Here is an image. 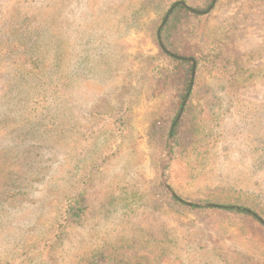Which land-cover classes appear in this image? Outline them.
Returning <instances> with one entry per match:
<instances>
[{
  "label": "rangeland",
  "instance_id": "rangeland-1",
  "mask_svg": "<svg viewBox=\"0 0 264 264\" xmlns=\"http://www.w3.org/2000/svg\"><path fill=\"white\" fill-rule=\"evenodd\" d=\"M207 12L241 71L207 74L215 114L175 155L153 83L163 5L0 0V264H264L250 222L170 196L264 215V0ZM81 189L85 214L58 234Z\"/></svg>",
  "mask_w": 264,
  "mask_h": 264
},
{
  "label": "trees",
  "instance_id": "trees-1",
  "mask_svg": "<svg viewBox=\"0 0 264 264\" xmlns=\"http://www.w3.org/2000/svg\"><path fill=\"white\" fill-rule=\"evenodd\" d=\"M156 1L164 6L165 13L156 26L161 52L152 59V69L155 72L153 83L154 89H159V93L167 99L162 115L164 119L161 122L164 150H167L171 141V151L176 155L180 149H185L196 141L203 113L215 114V107L213 109V105L209 106L214 95L209 93L211 83L206 84L207 74L213 73L216 78L230 81L235 74L240 73L241 68L236 69L234 58L228 56L222 40L209 33L207 22L210 12L207 11L213 0ZM174 5L163 24L165 15ZM29 53L33 51L23 54L27 58ZM224 86L225 84H222L221 87ZM115 121L116 128L121 132L128 128V122L123 117L116 118ZM163 187L167 189L164 185ZM84 195L83 189L67 193L68 201L63 210L65 215L63 221L56 226L58 234L82 219L87 209ZM170 196L176 203L197 212L228 217L235 221H248L251 230L259 236L264 235V215L252 207L192 201L184 199L181 195Z\"/></svg>",
  "mask_w": 264,
  "mask_h": 264
},
{
  "label": "water",
  "instance_id": "water-1",
  "mask_svg": "<svg viewBox=\"0 0 264 264\" xmlns=\"http://www.w3.org/2000/svg\"><path fill=\"white\" fill-rule=\"evenodd\" d=\"M217 0H213L211 6L209 7L208 11L212 10L215 3H216ZM184 5H186L185 3H183ZM175 5L169 10L168 14L166 15L164 21H163V24L167 21L168 17H169V14L172 12V10L174 9ZM160 30V29H159ZM162 45V44H161ZM162 47L164 48V46L162 45Z\"/></svg>",
  "mask_w": 264,
  "mask_h": 264
}]
</instances>
